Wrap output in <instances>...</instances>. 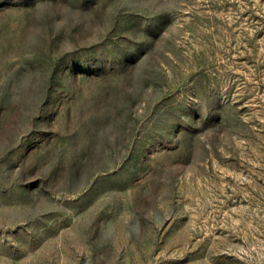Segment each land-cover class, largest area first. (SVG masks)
I'll use <instances>...</instances> for the list:
<instances>
[{
    "label": "rangeland",
    "instance_id": "obj_1",
    "mask_svg": "<svg viewBox=\"0 0 264 264\" xmlns=\"http://www.w3.org/2000/svg\"><path fill=\"white\" fill-rule=\"evenodd\" d=\"M0 264H264V0H0Z\"/></svg>",
    "mask_w": 264,
    "mask_h": 264
}]
</instances>
